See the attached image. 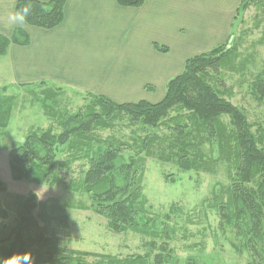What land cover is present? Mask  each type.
<instances>
[{"label": "trees", "instance_id": "trees-1", "mask_svg": "<svg viewBox=\"0 0 264 264\" xmlns=\"http://www.w3.org/2000/svg\"><path fill=\"white\" fill-rule=\"evenodd\" d=\"M67 0H19L16 9L25 4H32L34 11L28 18L31 26L53 29L60 25L65 17ZM121 6L142 7L147 0H117ZM256 0H241L238 14L245 11ZM42 7L50 11H41ZM30 35L23 28L14 30L11 36L0 33V59L7 55L11 45H28ZM156 50L167 52L169 48L154 43ZM237 45L224 43L196 54L185 62L184 70L171 78L166 86L162 100L152 103L147 100L118 103L110 98L85 92V104L75 113L60 115L54 112L49 100L58 96L60 87L41 82L35 87H42L43 107L52 111L50 117L58 120L60 131L52 126L32 130L22 143L10 150V167L15 180H27L44 184L52 176L57 166V156L66 146L72 151L87 147L84 158L90 167L83 180L72 183L71 190L89 196L91 204L82 208L94 210L108 219L110 229L116 233L136 232L152 237L151 248L157 246L156 238H168V230L163 234L154 230L151 219L141 222V214L147 215L146 200L140 198L139 162L146 151V157L155 156L154 145H158L161 160L175 161L181 169L210 172L213 162L205 159L202 141H216L219 158L226 159L233 166L231 184L222 193L228 199L217 195V206L224 212L226 222L246 227L244 236L248 238L246 247L251 251L254 264H264V148L262 140L252 130L243 109L233 104L226 96L232 95L219 84L216 73L223 68L233 70L235 60L240 55ZM234 60V64H233ZM234 66V67H233ZM212 81V82H211ZM45 87V88H44ZM148 86V89H151ZM259 98H264V80L255 83ZM15 106V97L0 94V129L8 127ZM173 114H176L173 116ZM126 116L132 124L141 123L143 127L161 129L168 132L132 137V144L119 142L115 147L110 139H102L94 132L113 126L117 117ZM227 117L228 122L224 120ZM96 141L99 149L92 152ZM138 149L130 160L125 161L124 151ZM222 156V157H221ZM80 156L71 157L72 160ZM37 195L33 194L22 201L16 222L9 224V230L16 233L20 246L18 256L23 257L33 250L34 264H151L150 254L132 255L120 258L115 255L97 254L68 250L63 253L59 246L61 225L67 224V215L54 216L42 203L40 219L32 214L37 207ZM144 215V216H145ZM140 219V220H139ZM145 221V222H144ZM240 229V228H239ZM241 230V229H240ZM242 231V230H241ZM173 233V232H172ZM166 234V236H165ZM16 243L14 246H16ZM165 242V247L168 246ZM8 255L13 256L14 251ZM86 256L96 258L93 262L85 261ZM162 254H157L153 264H162Z\"/></svg>", "mask_w": 264, "mask_h": 264}, {"label": "rangeland", "instance_id": "rangeland-1", "mask_svg": "<svg viewBox=\"0 0 264 264\" xmlns=\"http://www.w3.org/2000/svg\"><path fill=\"white\" fill-rule=\"evenodd\" d=\"M227 44L239 46L240 55L235 60V67L233 70L223 68L216 73L218 83L211 82L215 87L219 84L221 89L232 92L226 97L244 110L264 148V98H259L255 89L258 79L264 80V0H256L238 14ZM12 66L7 53L0 59V94L14 96L15 106L8 127L0 129V264H8L11 257L18 256L15 252L20 244L16 243V233L11 235L9 224L16 222L22 201L33 194L37 195L38 206L32 214L41 223L42 203L57 210L48 209L54 216L67 215V224L61 225L59 234L63 253L75 250L120 258L150 254L151 264L157 254H162V264H254L252 253L246 247V227L243 223L240 227L227 223L224 212L217 206L220 200L217 195L228 199V194L222 191L231 184L234 170L231 163L219 158L215 140L202 141L205 159L213 162L214 168L210 172L185 171L175 161L161 160L157 156L160 154L157 144L153 150L155 156L146 157V151L141 153L145 160L139 162L137 177L141 185L140 198L146 200L148 210L147 215H140L141 222L150 218L154 230L161 234L168 230L169 233V239L156 238L154 249L150 245L152 237L132 231L116 233L110 229L105 216L82 208L91 204L89 196L72 191L70 186L83 180L90 167L88 159L84 158L88 150L86 146L74 151L68 146L61 149L57 166L44 184L15 180L10 167V150L22 143L34 129L49 126L58 132L61 129L57 118L49 116L52 111L44 108L40 101L44 98L43 88L35 87L39 85L36 83H17ZM60 88L58 96L47 102L54 112L65 116L77 112L86 103L83 92L66 86ZM156 95L160 97L162 93ZM129 120L126 116L117 117L111 128L98 129L94 133L102 139L112 140L116 147L119 142L132 144L133 136L168 132L165 127L152 129L141 123L132 124ZM224 120L229 121L227 117ZM92 144L91 154L100 148L96 141ZM136 151L135 148L124 151L125 161L130 160ZM73 156L81 158L72 160ZM165 242L169 243L167 247ZM11 251H14L13 256L8 255ZM33 255V250L28 252L31 264H34ZM84 260L93 262L96 258L86 256Z\"/></svg>", "mask_w": 264, "mask_h": 264}, {"label": "crops", "instance_id": "crops-1", "mask_svg": "<svg viewBox=\"0 0 264 264\" xmlns=\"http://www.w3.org/2000/svg\"><path fill=\"white\" fill-rule=\"evenodd\" d=\"M18 1L0 0V33L6 36L21 28L8 22ZM240 3L147 0L142 7H125L117 0H67L60 25L26 24L30 44L11 45L8 55L17 83L46 82L118 103H156L188 58L228 42ZM154 43L169 51L156 50Z\"/></svg>", "mask_w": 264, "mask_h": 264}, {"label": "clouds", "instance_id": "clouds-1", "mask_svg": "<svg viewBox=\"0 0 264 264\" xmlns=\"http://www.w3.org/2000/svg\"><path fill=\"white\" fill-rule=\"evenodd\" d=\"M34 8L32 4H25L21 8L12 12L8 18V22L12 26L24 27L28 23V18L33 14ZM41 11L48 12L50 8L42 7ZM17 261L20 264H31V258L28 254L21 256H13L10 258L8 264H17Z\"/></svg>", "mask_w": 264, "mask_h": 264}, {"label": "flooded vegetation", "instance_id": "flooded-vegetation-1", "mask_svg": "<svg viewBox=\"0 0 264 264\" xmlns=\"http://www.w3.org/2000/svg\"><path fill=\"white\" fill-rule=\"evenodd\" d=\"M6 225H8V224L6 223Z\"/></svg>", "mask_w": 264, "mask_h": 264}]
</instances>
